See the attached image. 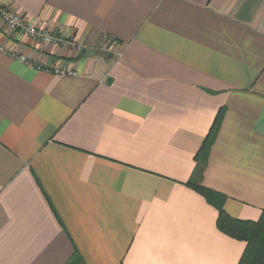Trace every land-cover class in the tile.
<instances>
[{
    "label": "crops",
    "instance_id": "obj_1",
    "mask_svg": "<svg viewBox=\"0 0 264 264\" xmlns=\"http://www.w3.org/2000/svg\"><path fill=\"white\" fill-rule=\"evenodd\" d=\"M0 5L85 47L0 25V264H238L247 242L188 183L262 215L264 0Z\"/></svg>",
    "mask_w": 264,
    "mask_h": 264
},
{
    "label": "trees",
    "instance_id": "obj_2",
    "mask_svg": "<svg viewBox=\"0 0 264 264\" xmlns=\"http://www.w3.org/2000/svg\"><path fill=\"white\" fill-rule=\"evenodd\" d=\"M223 116L224 109L221 108L198 155H196L199 168L206 162L207 153L217 134ZM188 184L202 194L209 202L218 207L219 217L217 224L222 232L247 242V246L238 264H264V209L257 221L238 219L230 216L224 210L225 195L199 182H189ZM66 264H83V261L78 254H75Z\"/></svg>",
    "mask_w": 264,
    "mask_h": 264
},
{
    "label": "built area",
    "instance_id": "obj_3",
    "mask_svg": "<svg viewBox=\"0 0 264 264\" xmlns=\"http://www.w3.org/2000/svg\"><path fill=\"white\" fill-rule=\"evenodd\" d=\"M0 25H3L8 31L19 30L28 36L37 39L46 44H55L62 47H72L77 49L79 52L84 50V46L78 44V42L73 39L66 37L60 31L54 30L52 28H47L39 24H33L27 21L22 15H20L14 9H10L0 5ZM108 42L111 43L113 40L111 37H107ZM1 48V47H0ZM106 50L108 47L105 45ZM3 50V48H1ZM12 57L18 58L20 61L27 63L28 65H33L35 67H40L39 65H34L32 62L23 55H19L16 52H9ZM52 72L58 75H76V71L71 64L64 62L53 67H49Z\"/></svg>",
    "mask_w": 264,
    "mask_h": 264
}]
</instances>
